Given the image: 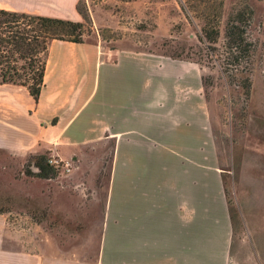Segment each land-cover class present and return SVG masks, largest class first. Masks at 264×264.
I'll return each mask as SVG.
<instances>
[{"label": "crops", "instance_id": "0c3cea01", "mask_svg": "<svg viewBox=\"0 0 264 264\" xmlns=\"http://www.w3.org/2000/svg\"><path fill=\"white\" fill-rule=\"evenodd\" d=\"M78 1L0 0V8L81 21ZM45 60L37 101L23 85L0 83V181L5 195L56 214L59 179L22 168L32 154L74 158L72 184L90 198L71 205L73 231L10 226L15 208L4 205L0 264H243L230 251L220 172L187 153L210 138L200 65L97 39H51ZM257 248L244 264H264Z\"/></svg>", "mask_w": 264, "mask_h": 264}, {"label": "rangeland", "instance_id": "374dc122", "mask_svg": "<svg viewBox=\"0 0 264 264\" xmlns=\"http://www.w3.org/2000/svg\"><path fill=\"white\" fill-rule=\"evenodd\" d=\"M187 3L195 6L194 13L187 14ZM203 6L209 10H202ZM79 7L87 15V20L81 15L84 39H97L109 49L144 51L200 65L207 80L202 83L210 138L208 148L187 153L196 161L206 162L208 171L221 174L231 227L230 251L243 264L256 247L264 251V0H80ZM234 8L250 11L247 37L252 50L247 96L239 81L229 83L216 57L222 52L224 22ZM204 23L217 26L214 42L202 37ZM95 167L97 172L108 170ZM71 172L57 175L63 189L58 196V213L48 212L47 207H30L23 198L5 195L6 181H0V208L12 204L15 212L10 218L27 215L29 221L73 231L74 215L78 213L72 206L83 204L90 196L88 190L79 195ZM25 186L39 193L35 183ZM260 254L264 259V253Z\"/></svg>", "mask_w": 264, "mask_h": 264}, {"label": "trees", "instance_id": "16d2710c", "mask_svg": "<svg viewBox=\"0 0 264 264\" xmlns=\"http://www.w3.org/2000/svg\"><path fill=\"white\" fill-rule=\"evenodd\" d=\"M78 12L87 20L86 13ZM202 10H209L203 6ZM195 6L187 3V14L194 13ZM217 15V11H216ZM250 11L234 8L227 15L223 27L222 52L218 57L220 71L230 82L239 81L242 93L247 96L250 88L249 57L252 43L247 37ZM217 26L204 23L202 37L214 42ZM212 29V30H211ZM82 21L39 15L0 8V83L23 85L35 101L44 85L45 57L51 39H63L81 43L84 41ZM199 39V38H198ZM202 82H207L201 77ZM48 154L29 155L24 164V174L42 179H54L57 169L49 163Z\"/></svg>", "mask_w": 264, "mask_h": 264}, {"label": "built area", "instance_id": "2783aa9c", "mask_svg": "<svg viewBox=\"0 0 264 264\" xmlns=\"http://www.w3.org/2000/svg\"><path fill=\"white\" fill-rule=\"evenodd\" d=\"M48 161L52 164L58 171V174H69L74 168L77 167V160L74 158H67L65 160H60L55 156L49 155ZM27 215H13L12 218L9 217L8 224L10 226L16 227L20 223L28 222Z\"/></svg>", "mask_w": 264, "mask_h": 264}]
</instances>
